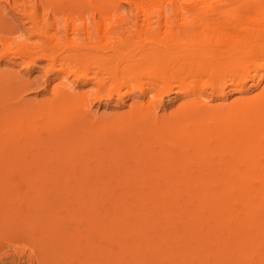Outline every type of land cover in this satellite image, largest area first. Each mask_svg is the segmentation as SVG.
Masks as SVG:
<instances>
[{"label":"bare ground","instance_id":"bare-ground-1","mask_svg":"<svg viewBox=\"0 0 264 264\" xmlns=\"http://www.w3.org/2000/svg\"><path fill=\"white\" fill-rule=\"evenodd\" d=\"M5 1L10 4V0ZM71 2V9L97 12L104 22L103 34L112 33L114 43L106 46L102 57L85 59L95 47L90 25L85 28L86 36H77V27L72 26L73 36L64 39L70 51L64 58L54 54V48L62 42L56 36L44 44L26 46L22 37L26 28L16 38L22 47L12 52L13 15L4 11L0 0V59L10 53L18 54L22 64L26 59L28 64L37 57L47 58L54 68L57 60L63 61L58 68L64 72L63 81L53 101L34 103L19 94L18 100L4 107L0 115V138L16 141L13 146L8 145L10 150L0 149V158H7V163L0 160L1 170L26 171L31 167L23 165L33 162L28 161L29 155L22 157L26 160L22 165L18 162L22 159L14 155L22 153L21 142L25 140L21 138H33L38 129L44 130V123L37 125L32 116L45 113L50 123L62 128V135L57 137L61 139H53L52 143L50 138L55 135H51V142H46L48 147V143L55 147L59 142V153L58 148L56 154L46 150L37 155L43 167L41 156L52 166L41 171L44 179L49 176L55 183L51 184L72 189L77 205H83L80 211L86 212L82 230L86 235L81 238L75 233L76 241L69 237L64 245L59 242V252L64 247L66 259L67 254H77L78 263L73 259L76 264H264V0ZM124 3L128 4L127 9ZM128 14L135 21L141 19L149 29L158 30L163 25L165 32L172 30L160 38L142 39L136 60L148 69H141L144 73L139 76H128L119 70L126 46L113 31L117 24L114 21L121 25L128 20ZM35 17L30 16L31 30L37 26ZM93 23L96 30L100 29L99 23ZM73 61L86 66L83 77L88 76L87 67L95 62L106 71L113 62L117 64L107 71L111 73L108 77L118 82L113 89L119 90L122 83L140 81L143 96L159 88L168 93L175 86L190 98L171 115L158 113L160 101L156 107L133 106L128 116L111 121L90 116L88 109L78 114L63 107V100L73 94V87L66 80L69 74L76 76L77 69L67 70L65 66ZM208 75L209 80H203ZM17 76L0 71V95L8 89L13 94L25 90L27 82ZM249 82L259 88L257 92L248 93ZM206 85L210 87L208 92ZM228 91L240 95L227 101ZM16 122L26 126L23 137L22 129L17 136L9 135L8 128ZM112 129L116 134L109 133ZM43 134L44 131L38 133L40 137ZM153 139L160 140L161 145L152 150L149 144ZM165 139L174 142L167 143ZM42 141L44 144V138ZM98 142H103L104 149ZM5 152L10 154L1 157ZM83 187L92 188V198L81 195ZM132 188L140 193H136L138 199L128 197L125 190ZM98 190L108 195L106 202L100 199ZM162 190H171L172 197L160 195ZM179 196H183L182 202ZM174 210L179 211V218H185L182 226L171 216ZM0 213L3 217V208ZM206 219L212 225L206 227ZM91 235L100 241L97 243ZM186 237L194 242L185 241ZM211 240L216 241L214 246ZM61 252L56 256H61Z\"/></svg>","mask_w":264,"mask_h":264},{"label":"rangeland","instance_id":"rangeland-1","mask_svg":"<svg viewBox=\"0 0 264 264\" xmlns=\"http://www.w3.org/2000/svg\"><path fill=\"white\" fill-rule=\"evenodd\" d=\"M1 4L5 7V12L8 11L13 15V34L15 35V38L12 40V46H14V50L12 52H14L17 48L22 47V44L16 38L20 36V32L24 28H26V33H23L22 37L26 39V46L28 47L36 44H44L47 41H50V39L54 36L60 38L62 42L56 48H54L57 52H55V50L51 51L52 55L53 51L56 55L58 53L61 54L59 58H64L70 53V51L68 50V44L65 43L64 39L73 36V25H76L77 27V30L75 32L77 36H86L85 28H87V25L91 26V40L94 41L95 47L92 51H89V57L85 59L102 57L106 50V46L108 44L114 43L112 33L108 35L103 34L105 29V27L103 26L104 22L102 21V19L100 21V16L98 13L93 10L85 13L84 11L79 9H71V0L58 1L56 3L52 2L51 0H44V2L42 0H10V4H7L5 0H1ZM123 5L125 8L128 7V4L126 3H124ZM51 6H54L53 10L50 9ZM31 15H35V19L37 21L36 28H33L32 30L30 27ZM92 16L94 17V19L92 18ZM131 16L133 18L130 17V15L129 18L131 19L128 18V20L130 21H126L125 19V21L120 22L121 25L118 24V21H114L117 22V24L115 23L117 26L114 25L115 27L113 30L118 36H120V38L124 40L125 44L123 46H126L124 47L125 54L119 64V70H124L128 76L137 74L141 75L142 73H144V71L141 69H148V66L146 64L140 63L136 60V58L140 54L139 49L144 43L142 42V39L145 37L160 38L162 36H165V34L168 35V33L172 32V30L170 29H168L170 30V32H165V30L167 29L163 25L161 26L162 28L160 27V29L158 30L149 29L141 19H137L138 21H135L134 16ZM83 17L86 18V21ZM84 22H87V24H83ZM93 22H95V24L99 23L101 27H98V25L97 27L100 29L96 30V25H94ZM64 26H66V30H63ZM175 28L176 27L172 29L174 30ZM106 36H108L109 39H107ZM89 38L90 37H88V39ZM1 48L2 45L0 42V49ZM27 60L28 59H26V62H28ZM26 62L22 64L23 61L19 59L18 54L16 55L13 53H10L8 54V56H4L0 59V71L10 72L14 75L17 73L19 77L24 78L25 82H27L26 88L22 93L20 90H18L13 94L12 90L8 89L5 95H0V115L4 112V107H9L14 100L15 102L18 100L17 96L19 94L23 97L24 100L27 99L31 102L39 104H47L53 101L56 95H58L57 91L60 88V83L61 81H63L62 76L64 75V72L59 71L58 68L61 67L60 63H62L63 61L61 59L57 60L55 62L57 63L55 65V68L54 65H52L53 67L49 66L52 63L47 58L37 57L33 62H29L28 64ZM83 65L77 64L76 61H73L70 65L65 66L68 68L67 70L77 69L76 76L80 77L84 72V68L86 67H84ZM111 65L113 66L117 64L113 62ZM111 65L109 67L113 69L116 68V66L112 67ZM49 68L54 69L50 70ZM111 68L109 70H111ZM107 71L104 69H100L98 67V62H95L87 67V77L81 76L79 79H76V76H70L69 74L66 81H68V83L73 87V94L72 97L63 100V107L70 108L73 112H76L78 114L83 111L85 112L86 109H88L90 116L92 115L94 118L97 116L101 120L102 118H106L107 120L104 121H111L129 114L128 112L132 109L133 106L135 107L136 105L138 106L140 104H145L144 106L149 105L151 107H156L159 101L160 109H158V113L171 115L178 110V107L181 103L190 98L183 92L178 91L175 86H173V91L168 93H163L162 89L159 88L157 91H153L149 95L143 96L139 91L140 86L138 82L140 81H135L132 83H122L121 87H119V90L114 88L116 89V91H114L113 86H115V84L118 82L116 81V79L108 77V75L111 73H108ZM93 72L96 73L95 78H92L94 77ZM205 79L209 80V75L206 76V78H203V80ZM14 80H16V78H14ZM135 80H140V78H135ZM206 84H208L207 81ZM207 86L209 85H206V87ZM247 87H249L248 93L250 94L257 92L259 89L258 87L250 86V82L247 84ZM111 89H113V91L110 93V96H108V93L109 91H111ZM208 89L210 90V87L206 88V92L209 91ZM239 95L240 93L238 92L228 91L227 101H230L231 99ZM98 97H100V99H98ZM31 119L33 120L32 122L36 123L37 125L44 123V130L38 129L33 138H21L25 140L21 142L23 144V148L21 149L22 153H20L21 155L13 154L14 158L16 159V156L22 159V157L24 158V156L29 155L30 157L28 156V161L33 160V162L23 164L26 161L25 159H22V162L20 160L18 162L21 163L20 165L23 164L25 166L31 167L29 169H26V171L24 169L17 168L3 170L0 169V209L3 208V210L5 211L3 217H1L2 214L0 213V264H65V262L66 264H70L71 261V264H76L78 263V261H76L78 259V255H73V253L72 255L67 254L68 259H66V257H64V247L62 249V252L60 251L62 254L60 255L62 257L56 255H59L60 253L58 248H60L61 244L66 243L63 242L64 240L69 241L70 237L71 240L76 241L77 239L75 240L74 237L76 238L77 235L81 238L83 237V235H86V233L82 231L85 227L84 221L86 220H84V217L86 216V212L80 211L83 205L81 207L77 205L78 200L75 199L76 194H73L72 189L69 190L70 188H67L66 186L64 187L61 184L53 185L55 183L52 182L53 180L51 178H48L49 176L47 177V179H44V172L41 171H44L45 169H51L52 166L50 164H47L48 162L44 159V156H41L44 161L43 167L41 165L42 160L40 162V156L37 155H43L42 153L46 150L47 152L52 154L57 153L59 142L57 143L56 141V149L54 147L55 144L53 145L48 143V147L46 142L49 141L48 137L51 135L55 136L53 138H50V140L61 139L57 137H60V135H62V128L53 123H50V120L48 121L45 113L44 115H34L31 117ZM22 120L26 121V118H22ZM21 129L23 132V137L26 126H23L20 122H16V124L12 123V125L8 128V130H10L9 135L17 136L18 132H20ZM42 131H44V134L40 137L38 133ZM109 133L116 134L114 129H112ZM42 138H44V144ZM54 140L52 141V143H55ZM164 141L167 143L174 142L173 139H165ZM14 142H16L14 138H0V149L7 148L6 150H10L9 146H13ZM98 144H101V148L103 142H98ZM160 145V140L153 139L149 144V147L153 150ZM61 149L64 150V148ZM59 151L60 148L58 149V153ZM9 154L10 152H5L1 155V157H5ZM31 155L36 157L34 158ZM37 156L39 158V161L35 160ZM6 159L7 158H0V160L4 161V163H7L5 162ZM40 165L42 166L41 170H39ZM90 189L92 188L83 187L80 191L81 195H84L86 197L88 196L89 199L92 198L89 197L91 192ZM134 190L132 188L129 191H125H127L129 198L133 196L132 198L134 199L135 196V199H138V197L136 198V196L139 192H137V189L135 191ZM102 191L98 190L97 194L103 202H106V198L108 195H103L101 193ZM139 191L141 192V189ZM143 192L145 193L146 191ZM162 192L160 193V195L162 194L163 196L169 198L172 197L171 190H162ZM97 194L96 197H98ZM157 194L159 193H156L155 195L157 196ZM178 199L180 200V202H182L183 196H179ZM170 214L171 216H173V219L179 222L180 226H182L186 222L184 217L179 218V211L177 212V210H174ZM79 220L82 222V225H79ZM209 225H212V222L209 223L208 219H206V227ZM75 233L77 235H75ZM93 235H91L93 238H95L93 240L97 241L100 239L99 237L98 239H96V236ZM140 239L143 240V237H141ZM184 240L189 243L194 242L193 238L190 237H186ZM184 240H182V242ZM99 241H97V243ZM211 241L212 245L214 246L216 244V241ZM182 242L177 244L180 245L182 244ZM53 243L55 244V247H53ZM65 248L67 250L68 244ZM74 256H76L77 258ZM62 258L63 261H67L63 263L61 261ZM73 259H76L74 261L76 263L73 262Z\"/></svg>","mask_w":264,"mask_h":264}]
</instances>
